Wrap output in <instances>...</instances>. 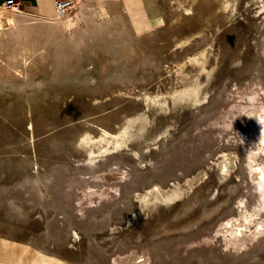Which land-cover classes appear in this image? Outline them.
<instances>
[{"label":"rangeland","instance_id":"rangeland-1","mask_svg":"<svg viewBox=\"0 0 264 264\" xmlns=\"http://www.w3.org/2000/svg\"><path fill=\"white\" fill-rule=\"evenodd\" d=\"M160 1L148 31L120 0L0 8L2 239L51 263L264 264V0Z\"/></svg>","mask_w":264,"mask_h":264},{"label":"crops","instance_id":"crops-1","mask_svg":"<svg viewBox=\"0 0 264 264\" xmlns=\"http://www.w3.org/2000/svg\"><path fill=\"white\" fill-rule=\"evenodd\" d=\"M7 0H0V5H3ZM22 3V8L38 16L49 17L56 15L55 0H19ZM123 11L126 16L133 22L134 26L141 31L153 30V24L160 21L162 16V6L160 0H120ZM1 8V7H0ZM141 21H139V20ZM137 20L139 21L137 23ZM10 243H15L10 240H5L0 237V264H26L31 257L38 256L42 259L41 264H52L51 261L44 260L41 254L34 252V256L25 255L20 260L21 255H14V250L11 249L7 253L6 248H9ZM19 244V243H17ZM18 252V251H17ZM34 264H39L35 260Z\"/></svg>","mask_w":264,"mask_h":264},{"label":"built area","instance_id":"built-area-1","mask_svg":"<svg viewBox=\"0 0 264 264\" xmlns=\"http://www.w3.org/2000/svg\"><path fill=\"white\" fill-rule=\"evenodd\" d=\"M79 0H55L56 15L55 19L61 20L67 18L77 8ZM7 11H20L22 3L19 0H7L0 5Z\"/></svg>","mask_w":264,"mask_h":264},{"label":"bare ground","instance_id":"bare-ground-1","mask_svg":"<svg viewBox=\"0 0 264 264\" xmlns=\"http://www.w3.org/2000/svg\"><path fill=\"white\" fill-rule=\"evenodd\" d=\"M2 9H4L3 7H1ZM6 12H8L6 9H4ZM10 12V11H9ZM70 16V15H69ZM71 18V17H70ZM75 18V17H74ZM76 19V18H75ZM54 20V19H53ZM65 20V19H64ZM74 20V19H73ZM6 21H8L10 24H14V22H13V20H12V18H7V15H5V14H0V26L2 25V23H4V22H6ZM60 21V20H59ZM55 22V21H54ZM61 22V21H60ZM67 22H70V21H67ZM8 23V24H9ZM64 23V22H63ZM73 24V23H72ZM11 249H15L14 250V255L15 256H18V258L20 257L19 256V254L21 255V258H20V260H22L23 259V257L25 256V255H28L29 253V250H30V248H29V246H24V245H22V244H17V243H10V246H9V248H6L5 250H7V253H10L11 252ZM18 251V252H17ZM19 253V254H18ZM32 256H34V255H32ZM30 260L29 261H25L24 263H26V264H34V262H35V260L37 261V263H39V264H41V263H43V261H42V259L38 256V254L36 255V256H34V257H31V258H29ZM120 262H123L124 263V261L123 260H121ZM52 264H63L62 262H59V261H55V262H53Z\"/></svg>","mask_w":264,"mask_h":264}]
</instances>
